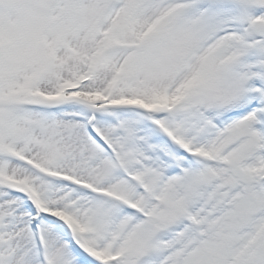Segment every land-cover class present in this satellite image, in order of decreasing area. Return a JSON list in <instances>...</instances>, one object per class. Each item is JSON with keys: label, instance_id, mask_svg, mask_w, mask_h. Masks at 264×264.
<instances>
[{"label": "snow or ice", "instance_id": "6c2138e0", "mask_svg": "<svg viewBox=\"0 0 264 264\" xmlns=\"http://www.w3.org/2000/svg\"><path fill=\"white\" fill-rule=\"evenodd\" d=\"M0 264H264V0H0Z\"/></svg>", "mask_w": 264, "mask_h": 264}]
</instances>
